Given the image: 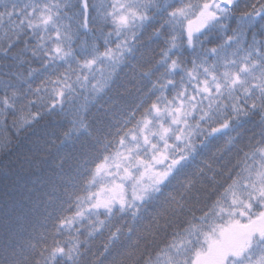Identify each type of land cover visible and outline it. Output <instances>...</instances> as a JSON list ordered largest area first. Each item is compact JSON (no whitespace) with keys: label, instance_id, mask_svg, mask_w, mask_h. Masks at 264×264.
I'll list each match as a JSON object with an SVG mask.
<instances>
[{"label":"snow or ice","instance_id":"6c2138e0","mask_svg":"<svg viewBox=\"0 0 264 264\" xmlns=\"http://www.w3.org/2000/svg\"><path fill=\"white\" fill-rule=\"evenodd\" d=\"M0 264H264V0H0Z\"/></svg>","mask_w":264,"mask_h":264},{"label":"trees","instance_id":"16d2710c","mask_svg":"<svg viewBox=\"0 0 264 264\" xmlns=\"http://www.w3.org/2000/svg\"><path fill=\"white\" fill-rule=\"evenodd\" d=\"M93 3H99L100 0H92ZM0 37H2V32H0ZM3 157H0L2 159ZM0 188H2V182H0Z\"/></svg>","mask_w":264,"mask_h":264}]
</instances>
